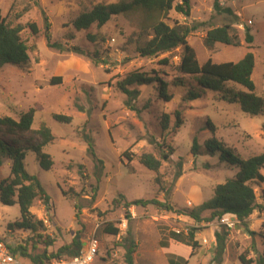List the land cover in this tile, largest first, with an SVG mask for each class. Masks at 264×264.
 Wrapping results in <instances>:
<instances>
[{
	"label": "rangeland",
	"instance_id": "374dc122",
	"mask_svg": "<svg viewBox=\"0 0 264 264\" xmlns=\"http://www.w3.org/2000/svg\"><path fill=\"white\" fill-rule=\"evenodd\" d=\"M133 0H0L2 16L13 27H21V37L30 48V64L25 68L7 65L0 70V116L18 119L21 113L36 108L33 129L46 124L55 140L43 149L52 156L51 171L40 168L36 155L26 152V169L35 174L50 198L49 207L40 200L31 212L44 221L39 233L14 230L9 226L20 219V207L0 203V239L10 246L23 245L36 255L45 251L56 254L78 237L84 250L95 232L100 242L99 254L92 264H126V247L134 242L135 264H169V255L187 260L188 264H242L241 257L256 262L264 255V211H255L246 224L235 223L231 228L215 220L196 223L179 213L155 206L125 209L128 202L157 199L175 210L193 209L214 196L217 185L233 178L238 170L223 163L219 155H210L204 148L211 138L207 122L216 127V136L247 159L264 153V110L257 116L244 114L240 105L230 104L223 94L208 91L198 101H185L192 89H198L194 77L183 75L178 66L183 54L181 47L157 57H142L139 45L151 39L152 21L141 11L113 17L105 26L76 31L72 22L95 6L128 4ZM215 0H190L191 12L186 17L175 10L162 18L167 25L188 28V43L194 48L201 65L211 59L215 63H237L248 53L255 56L253 81L256 94L264 99V0H218L232 14L214 11ZM182 0H175V5ZM36 26L34 35L30 25ZM50 25L52 43L67 48L60 52L49 48L45 40V25ZM232 25L240 47L216 43L212 49L204 40L210 29ZM251 30L253 44H247L246 29ZM94 37V41L87 36ZM98 53L99 65L92 58ZM139 71L158 74L168 83L171 102L159 95L158 84L132 86L139 94L131 100L135 110L126 103L128 97L118 83L128 74ZM61 85H51L53 78ZM182 81L184 86H177ZM224 89L247 92L229 83ZM179 112L182 126L175 128V113ZM171 119L169 130L163 132L164 115ZM55 115L72 118L70 124L54 120ZM194 139L201 146L199 155L192 154ZM26 141L27 137L20 138ZM8 142L10 140L7 139ZM173 149L169 161L159 170L162 188L155 183L157 174L140 164L142 154L159 158V145ZM92 145V151L89 145ZM92 153L94 155H92ZM128 153L132 161L125 157ZM182 166V176L173 184ZM10 174V160L5 159L0 179ZM264 174V171H263ZM257 200L264 207V184L255 185ZM66 193V196L63 194ZM120 203H114L115 200ZM77 205L78 210L75 209ZM80 212L79 219L76 213ZM204 212L202 217H209ZM107 224L119 228L117 236L105 232ZM226 226L228 236L220 261L215 258V233ZM197 229L195 250L172 239L171 233L187 235ZM41 237H40V236ZM45 242L49 243V246ZM34 246L36 248H34ZM51 259L46 264H56ZM24 264H32L22 258Z\"/></svg>",
	"mask_w": 264,
	"mask_h": 264
},
{
	"label": "trees",
	"instance_id": "16d2710c",
	"mask_svg": "<svg viewBox=\"0 0 264 264\" xmlns=\"http://www.w3.org/2000/svg\"><path fill=\"white\" fill-rule=\"evenodd\" d=\"M175 10L177 13L186 17L190 16L191 2L190 0H182V3L175 5V0H133L128 4H111L97 5L89 12H83L73 22L72 26L76 31L89 30L96 25L98 28L105 26L113 17L128 14L132 11H141L147 15L152 21L151 39L139 45L137 52L142 57H157L161 54L170 53L181 47L183 54L178 66L181 74L194 77L198 83V89H192L188 92L185 101H198L207 94L208 91L221 93L223 98L230 104L240 105L244 114L257 116L263 113L264 99L256 94V85L252 79L255 70V56L252 52H248L239 62L215 63L209 59L201 65L197 59L196 51L188 43V36L191 31L183 26L176 25L171 27L167 25L162 18L168 15L170 11ZM214 11L217 13L232 14L229 8L223 9L218 0L214 1ZM34 35H37V29L34 24L30 25ZM22 28L13 27L5 17L2 16L0 10V70L7 65H13L19 68H25L30 64V48L21 37ZM45 40L49 48L56 49L60 52L74 51L82 52L79 47H71L70 49L60 43H52V35L50 25H45ZM88 40L94 41V37L87 36ZM247 44H253L254 37L249 28L246 29ZM216 43L227 46L240 47L241 42L236 30L232 25H224L210 29L204 40L207 48L212 49ZM95 65H99L98 53L92 58ZM158 84L159 95L165 102H171L173 95L168 93V83L163 82L159 75H154L135 71L127 75V77L118 83V88L128 97L126 105L135 110L131 105V100L136 99L138 92L130 90V87L146 86ZM234 83L243 87L247 92H237L231 89H224L226 84ZM51 85H61L62 79L53 78ZM177 86H184L182 81H178ZM36 108H30L21 113L18 119L9 116H0V170L5 159L10 160V174L7 179H0V203L4 206L12 207L19 205L20 219L10 225L11 229L31 231L39 233L44 231V221L38 220L31 212L33 204L36 200H40L45 207H49L50 198L47 195L42 183L35 174H31L25 165L26 152H33L36 155L40 168L44 171H51L54 161L51 155L43 152V149L52 144L55 137L51 129L42 124L39 129L34 130L33 123L36 115ZM175 128L182 126L181 116L179 112L175 113ZM54 120L64 124L72 122L71 117L63 115H55ZM171 119L169 115H164L161 121V129L163 132L169 130ZM208 130L211 138L205 142L204 148L210 155H219L220 160L238 170L237 174L225 183L219 184L214 189V196L211 200L197 206L193 209L175 210L173 206L167 202H161L157 199L137 200L128 202L123 196L120 199L124 202L125 209L133 206L147 207L155 206L169 212H176L193 219L196 223H210L215 220H221L225 216L236 217L241 224H246L247 220L255 211L263 212L264 207L258 203L255 185L264 184V153L260 155L250 156L244 159L235 148L229 147L217 136V127L211 122H207ZM27 137L26 141L20 138ZM10 140V142L7 141ZM162 149V156L159 158L153 154L144 153L140 156V164L147 170L157 174L155 183L162 188L161 180L158 175L159 170L164 161H169L173 149L163 143L159 145ZM93 146L89 145L92 151ZM201 146L197 139H194L192 146V154L199 155ZM92 155H94L92 153ZM125 157L132 161L128 153ZM182 176V166H179L173 184ZM66 196V193H63ZM114 203L119 204L117 199ZM75 209L78 210L77 205ZM204 212H209V217L203 218ZM80 212L76 213L79 217ZM79 219V218H78ZM221 231L215 233V258L220 261L226 247L228 236V228L221 226ZM106 233L117 236L119 228L113 224H107L104 229ZM197 229H191L187 235L183 233H171L174 241L183 243L192 247L193 250L198 246L195 241ZM40 236V235H39ZM41 237V236H40ZM49 246L48 242H45ZM34 248H36L34 246ZM83 245L78 237L74 238L72 243L58 250L56 254H48L47 251L33 255L29 253L28 247L19 245L17 247L10 246L12 253L18 257L28 258L32 264H46L51 259L61 260L60 256L67 255V258L78 256L83 250ZM135 253V244L131 242L126 247L125 263L135 264L133 254ZM169 264H188L187 260L175 255H169ZM242 264H253L255 261L247 260L241 257ZM256 264H264V255Z\"/></svg>",
	"mask_w": 264,
	"mask_h": 264
},
{
	"label": "built area",
	"instance_id": "2783aa9c",
	"mask_svg": "<svg viewBox=\"0 0 264 264\" xmlns=\"http://www.w3.org/2000/svg\"><path fill=\"white\" fill-rule=\"evenodd\" d=\"M222 223L231 228L235 223L239 222L236 217L225 216ZM176 233H181L176 231ZM100 242L97 234L94 232L87 243V247L73 258H66L62 261H55L56 264H92L99 254ZM0 264H24L23 260L14 255L10 250V245L4 240L0 239Z\"/></svg>",
	"mask_w": 264,
	"mask_h": 264
},
{
	"label": "crops",
	"instance_id": "0c3cea01",
	"mask_svg": "<svg viewBox=\"0 0 264 264\" xmlns=\"http://www.w3.org/2000/svg\"><path fill=\"white\" fill-rule=\"evenodd\" d=\"M221 1V0H220Z\"/></svg>",
	"mask_w": 264,
	"mask_h": 264
}]
</instances>
